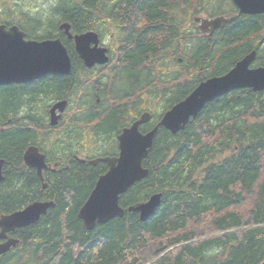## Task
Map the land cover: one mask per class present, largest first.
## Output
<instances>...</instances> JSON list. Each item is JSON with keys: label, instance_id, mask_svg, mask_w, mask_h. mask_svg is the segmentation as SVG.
<instances>
[{"label": "trees", "instance_id": "16d2710c", "mask_svg": "<svg viewBox=\"0 0 264 264\" xmlns=\"http://www.w3.org/2000/svg\"><path fill=\"white\" fill-rule=\"evenodd\" d=\"M223 1L56 0L47 15H23L31 24V34L44 28L40 37L31 38H51L50 31L61 21H69L78 33L93 28L91 16H96V11L106 16L116 11L117 17L125 20L126 30L114 38L125 44L119 47L116 68L110 71L115 74L110 78L120 84L117 88L113 81L111 88L106 89L104 84L100 90H120L112 92L115 98L133 95L130 105L134 111L124 124L147 110L151 118L140 127L146 132L198 82L224 74L251 49L257 51L252 65H264V14L233 20L217 31L212 42L198 38L186 48L191 38L185 29L192 15L213 16L221 11ZM6 8L2 1L0 9ZM2 13L0 23L11 17L2 18ZM140 18L145 20L139 27L132 25ZM177 27L185 36L182 53L176 52L180 38ZM59 36L71 56L69 74H48L27 83L0 85V159H4L0 214L20 210L35 200L54 202L34 224L14 231L19 243L9 249L0 264L264 262V90L245 87L219 96L176 133L159 126L142 162L148 168L146 177L119 198L123 216H114L88 230L78 210L106 168L78 162L65 147L59 153L48 149L57 127H70L63 122L55 127L48 124L49 104L64 97L72 102L90 85L91 70L84 69L74 46ZM174 37L171 51L182 61L177 57L160 58L162 51L169 53L167 46L173 44ZM125 80L132 82L128 85ZM100 81L95 79L90 87H98ZM147 96L153 99L151 104ZM106 97L110 98L109 92ZM106 97L100 94L102 101ZM79 104H83L81 100ZM123 107L126 105L102 117L103 126L111 124L104 128H116L112 121L125 114ZM96 134H102L101 129ZM30 145L45 152L51 162H58L54 172H43L42 180L23 162V152ZM153 193H161L160 205L146 220L128 211L129 206Z\"/></svg>", "mask_w": 264, "mask_h": 264}, {"label": "water", "instance_id": "95a60500", "mask_svg": "<svg viewBox=\"0 0 264 264\" xmlns=\"http://www.w3.org/2000/svg\"><path fill=\"white\" fill-rule=\"evenodd\" d=\"M240 14H264V0H231ZM201 31L212 32L228 20L227 17L198 18ZM60 29L69 38H74L75 51L90 68L95 64L108 62L107 49L98 46V35L93 31L71 35L69 24H60ZM93 44V45H91ZM256 51L251 50L224 74L211 76L201 81L184 99L166 110L160 120L150 130L140 131V126L150 120V113L143 112L125 127L118 136L119 153L116 157H102L92 160L93 163H108V170L99 176L89 196L78 210V217L86 229L91 230L97 223H105L114 216L121 217L124 209L119 205L120 196L135 182L146 177L148 168L142 162L153 144L156 131L162 126L172 133L182 130L190 118L196 117L202 107L213 99L232 90L246 87L253 91L264 90V65L251 67ZM72 70V61L66 46L60 38L27 39L25 33L17 26L6 28L0 24V85L27 83L48 74L66 75ZM66 100H60L49 108V124L58 123ZM24 163L35 168L42 180V170L46 167L44 155L34 145L28 146L23 153ZM4 159H0V182L3 180ZM46 184H43L45 187ZM161 193H153L145 201L129 206L128 211L136 212L141 221L146 220L160 205ZM53 201H33L24 208L0 215V255L15 246L17 238H7L6 233L15 228L36 222L46 214ZM259 264H264L261 262Z\"/></svg>", "mask_w": 264, "mask_h": 264}, {"label": "flooded vegetation", "instance_id": "af4514ba", "mask_svg": "<svg viewBox=\"0 0 264 264\" xmlns=\"http://www.w3.org/2000/svg\"><path fill=\"white\" fill-rule=\"evenodd\" d=\"M113 2L119 3V0H113ZM223 2L224 3L222 5H224V7L221 8L220 12H218L217 14H214L213 16H211L208 13H199V14H193L192 15V17H191L192 27L191 28L193 29V32L195 31L194 37L192 38V39H195L194 41H196L198 38H205L206 41L212 42L213 37L216 35L217 31L228 26V24L233 20L240 19L243 16H248V14L247 15L246 14L245 15L240 14L238 12V9L232 3L231 0H224ZM102 4L105 5V1H103ZM118 9L119 8L116 7V10H118ZM104 10H106V9H104ZM88 13L90 14V13H92V11L88 10ZM95 13H96V16H93V17L91 16V19H93V21L95 23L93 28L87 29L83 32H78V34L79 33H85L87 31L95 32L98 35V39H99L98 46L106 48L109 59L112 60V62L116 61V63H117L119 47L121 45H124L125 42L121 41L120 43H118V40H117V46H118L117 50L113 48L112 44L114 43L113 40H115L114 36L116 33L124 35V30H126V27H125V23L123 21H125V20L118 18L116 15V11H115V14L113 13V14L107 15V16L103 14V11L99 12L100 14H98V11H96ZM9 14H11V13H7L6 17ZM23 14L24 13L21 12L20 16L17 20L10 19V20H6V21H2L0 24L5 25L6 28H8L12 25H17L25 33V38H27V39H37V40L47 39V38H31V36L32 37H40L41 33L39 35H36L34 33L31 34V32H30L31 31V29H30L31 24H29V22H26V19H28V17L24 16ZM25 14H27L28 16H31V14H29V13H25ZM91 15H93V14H91ZM215 16L227 17L228 20H226L222 26L215 28L212 32H210L209 30L201 31L200 30V27L202 25L201 21L200 20L197 21L196 19H198V18H212ZM141 20H145V19L140 18V20L137 23H132V25L136 24L139 27L141 25ZM64 22L69 24V32L71 33V35L77 34V32H75L73 30L72 24L69 21H61L57 25L56 34H52V31H50L49 34L51 35V38H60L61 40H62V38L59 35L64 36L66 38L67 42L70 44V46L73 47L74 46L73 38H69L68 35L64 32V29L59 28L60 24H62ZM177 28H178V35L180 36V38H179L178 45H176V47H177L176 52H181L183 50V42H184L185 36L180 35V29H179V27H177ZM140 29H142V28H140ZM187 30H190V27H188ZM190 33H192V31L189 32L188 35H190ZM105 35H108L111 38L110 43L107 45L105 44V41L103 40ZM111 42H112V44H111ZM91 45H93V44H91ZM174 54H169L167 56L171 57V58L177 57V59L179 61H182L181 57L175 56ZM167 56H166V58H168ZM82 64H83V61H82ZM108 64L110 65V62L106 63V64H96L90 68L85 67L83 64L84 69H88L91 71L95 70V69H97L96 71H98V69L107 70L105 72V73H107V75L105 73L101 72L97 76V77L101 78V81L97 82L99 85L98 86L99 88L97 86H93L90 88L86 87L82 91L80 90V94H81L82 98L79 96L78 100L80 101L82 99L83 104L72 105L73 103L70 102L67 97H64V98L52 101L48 107V111H49V108L54 103H56L60 100H66V104L64 106L63 111L62 112H59L58 110L56 111V113L60 115V118L58 120L57 125H55V126H58L61 122H63V125H65V124L69 125L70 124V127H68V129L65 127H60V126L57 127L58 132H56L55 135H60V134L65 135V138L67 139V141H66V144L64 147L67 148L68 155H71L78 162L83 163V164H90L91 166H98V165L103 166L104 165L106 168V171L109 168L107 162L97 161L96 163H93L92 160H95L97 158H102V157H116L119 153L118 136L121 134L122 130L125 127L130 126L131 123L137 119V118L134 119L128 125L124 124V122L130 117L132 111H134V107H132V105H130L132 103V100L134 99L133 95L128 94V95H123L122 98H119V97L115 98V95L111 96L112 92H116V91H120V90H100V89H103L104 84H106L105 85L106 89L111 88V87H109V84L111 85L113 83V81H114V84L117 85V88L119 87L118 84H120L118 82L119 80L115 81L114 79L110 78L115 74L114 72L108 73V69H104V68L109 66ZM250 66L251 67H257V66H263V64L262 65H255V66L250 65ZM115 68H116V65H115ZM110 73H111V75L108 76V74H110ZM50 75H55V74H50ZM105 75L107 77H104ZM108 77L111 79L110 82L107 79ZM105 78L107 80H105ZM121 80H122V78H121ZM133 80H135V79H133ZM125 81L128 84V81L127 80H125ZM127 84H125V85H127ZM133 85H135V83ZM104 92H105V94H104ZM108 92H109V97H110L109 99L106 97V93H108ZM101 93H103V96L106 97V99L103 101L100 98ZM86 97H87L88 102L91 101L90 103H88L87 101H84V99ZM86 104H90V105H86ZM122 105H126V107H123V110L125 109V114L124 115L120 114L118 117L115 116L112 123L116 124L115 125L116 128L114 130L113 129L107 130L106 128H109L111 124H108L107 127L103 126L101 123L103 121V120H101L102 117L109 115V113L112 112V109H114V108L115 109L119 108V110L120 109L122 110V108H121ZM97 110H100V112L98 113ZM90 112L93 113L92 118L88 119L87 116L90 114ZM142 112H144V109L141 111V113ZM100 114H102L101 118L97 119V117ZM85 118H87V119H85ZM46 119H47V122L49 124V113H48ZM73 123H74L75 127H72ZM55 126H53V127H55ZM97 126H98V128H96ZM104 127H106V128H104ZM99 129H101V131H102V134H100V135L96 134L97 130H99ZM92 136L95 139H92ZM113 137L115 139L116 145H114V148L111 149V144L108 143L109 142L108 140H112ZM67 143H68V145H67ZM76 152H79V153L77 154ZM41 153L44 155L45 163H46V167L42 170V174L46 170H50V171L54 172L57 165H58V162L57 161L51 162L45 152L44 153L41 152ZM33 169H35V168H33ZM35 171H36V169H35ZM36 174H37V171H36ZM34 223H32V224H34ZM32 224H29V225H32ZM29 225H27V226H29ZM27 226L15 228L14 230L7 232L6 233L7 238H17L13 235L14 231L16 229H21V228H24ZM17 239L19 240V238H17ZM5 240H6V238H0V242H3ZM15 246H13V247H15ZM7 252L0 255V260L2 259V257Z\"/></svg>", "mask_w": 264, "mask_h": 264}, {"label": "rangeland", "instance_id": "374dc122", "mask_svg": "<svg viewBox=\"0 0 264 264\" xmlns=\"http://www.w3.org/2000/svg\"><path fill=\"white\" fill-rule=\"evenodd\" d=\"M2 1L4 3H6V7H7L6 8L7 9L6 11L0 9V11L3 12L2 13L3 14V17L2 18H5L7 13H11V17L9 18V20L10 19L17 20L19 18V16H20V13L21 12H23V13H29L31 15H35V14H38V15H47V14H49L50 13L51 6L55 3L56 0H0V4H2ZM213 3H216V2H213ZM223 7H224V5H223ZM8 8H9V10H8ZM191 23L189 22L187 24L188 25L187 26V29H188V27H190V30L185 29L186 35H188V33L192 31V33H190V35H188V37L191 38V39L188 40L187 43H185L186 44L185 45L186 48L188 46H190V45L193 46L189 42L195 40V39H192L194 37L195 31L193 32V29L191 28L192 27ZM128 26H131V25L128 24ZM56 30L57 29L52 30V34H56ZM43 31H44V28L39 29V33L36 34V35H39ZM103 40L105 41V44L107 45V44L110 43L111 38L108 35H105V37H104ZM113 42L114 43L112 44V42H111V44L113 45V48L117 50V48H118V46H117V40H113ZM185 51L186 52H189L188 50H185ZM183 52H184V50H183ZM166 56L167 55L164 53V51H162V53L160 54V57H162V59H164V58H166ZM109 62L111 63L112 60H110ZM114 67H115V65H114V61H113L108 67H106L104 69H108V73H109L110 71H113L114 70ZM96 70L97 69L92 70L91 72L89 71L90 73L88 72V76L90 77V81H89L90 82V85L87 88H90V86H92V82L95 81V79L99 78L97 76L101 72L105 73L107 71V70H100V69H98V71H96ZM105 74L107 75V73H105ZM106 75L104 77H107ZM105 80H106V78H105ZM80 95L81 94L79 92L78 95L75 97V99H72V102H73L72 105L79 104L80 101L78 99H79V96ZM80 97L82 98V96H80ZM146 99H147V102L150 103V104L153 101V99L149 98L148 96H147ZM86 100H87V97L84 99V101H86ZM81 102H83L82 99H81ZM156 106H157V104H156ZM142 108H144V106H142ZM53 136H54L52 138L53 141H54L53 142V145L48 146V149L49 150H52V151H56L57 153H59L62 150V148H64L67 139L65 138V135H63V134L53 135ZM92 139H95V138L92 136ZM108 141H109L108 143L111 144V149H113L114 148V145H116L114 137L112 138V140H108ZM67 145H68V143H67Z\"/></svg>", "mask_w": 264, "mask_h": 264}, {"label": "bare ground", "instance_id": "6f19581e", "mask_svg": "<svg viewBox=\"0 0 264 264\" xmlns=\"http://www.w3.org/2000/svg\"><path fill=\"white\" fill-rule=\"evenodd\" d=\"M244 15H245V14H244ZM246 15H247V14H246ZM169 29H170V28H169ZM87 32H88V31H87ZM85 33H86V32H85ZM77 34H78V33H77ZM79 34H81V33H79ZM75 35H76V34H75ZM73 36H74V35H73ZM171 36L173 37V35H171ZM171 39H172V43H173V41L175 42V37H174V38H171ZM73 40H74V38H73ZM62 42H63V40H62ZM63 44H64V43H63ZM64 45H65V44H64ZM173 45H175V44L173 43V44H170V46H167V47L170 48V49H169V48L167 49V51H169V53H168L167 55H169V54H174V53H175L174 55H177L176 52L171 51V50H172L171 47H173ZM65 46H66V45H65ZM74 46H75V44H74ZM66 48H67V47H66ZM74 49H75V47H74ZM67 50H68V49H67ZM252 50H255V49H252ZM255 51H256V50H255ZM117 52H118V51H117ZM68 53H69V50H68ZM179 53H180V52H179ZM181 53H182V52H181ZM69 55H70V54H69ZM179 56H180V55H179ZM70 57H71V56H70ZM167 57H168V56H167ZM256 57H257V51H256V55H255V60H256ZM160 58H162V57H160ZM109 60H110V59H108V62H109ZM108 62H107V63H108ZM155 64H156V63H155ZM95 65H96V64H95ZM85 67H86V66H85ZM229 69H230V68H229ZM221 75H222V74H221ZM45 76H46V75H45ZM45 76H44V77H45ZM217 76H218V75H217ZM210 77H211V76H210ZM201 81H203V80H201ZM201 81H200V82H201ZM200 82H198V84H199ZM198 84H196V86H197ZM196 86H195V87H196ZM195 87H194V88H195ZM194 88H193V89H194ZM241 88H245V87H241ZM193 89H192V90H193ZM192 90H191V91H192ZM187 95H188V94H187ZM144 112H149V111H147V110L145 111V110H144ZM142 113H143V112H142ZM162 114H163V113H162ZM150 116H151V115H150ZM150 118H151V117H150ZM158 121H159V120H158ZM156 124H157V123H156ZM67 131H68V130H67ZM64 133H65V132H64ZM24 151H25V150H24ZM23 162H24V160H23ZM24 164H25V163H24ZM3 165H4V164H3ZM25 165H26V164H25ZM26 166H27V165H26ZM27 167H29V166H27ZM31 168H32V167H31ZM151 195H152V194H151ZM149 196H150V195H149ZM148 198H149V197H148ZM148 198H147V199H148ZM147 199H146V200H147ZM35 201H47V200H35ZM144 201H145V200H144ZM18 243H19V242H18Z\"/></svg>", "mask_w": 264, "mask_h": 264}]
</instances>
